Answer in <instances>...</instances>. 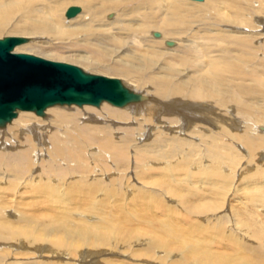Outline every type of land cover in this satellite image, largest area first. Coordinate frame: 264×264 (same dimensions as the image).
Here are the masks:
<instances>
[{"label":"bare ground","instance_id":"bare-ground-1","mask_svg":"<svg viewBox=\"0 0 264 264\" xmlns=\"http://www.w3.org/2000/svg\"><path fill=\"white\" fill-rule=\"evenodd\" d=\"M151 1L153 21L145 16L139 34L115 28L109 15L120 4L107 7L85 56L66 55L69 47L57 53L34 35L15 47L88 74L104 71L139 99L124 107L55 105L42 117L18 111L0 126V264H172L175 256L188 264H264V0H203L193 8ZM9 16L0 6V23ZM58 22L46 21L42 32L61 39L67 32ZM153 70L166 74L152 79ZM95 127L130 134L113 145L110 135L96 139ZM149 147L154 154H139ZM230 148L240 157L226 166ZM86 158L94 166L81 175ZM241 180L249 185L237 193ZM83 203L90 205L71 212ZM248 242L254 248H242ZM215 246L232 248L214 253Z\"/></svg>","mask_w":264,"mask_h":264},{"label":"rangeland","instance_id":"rangeland-1","mask_svg":"<svg viewBox=\"0 0 264 264\" xmlns=\"http://www.w3.org/2000/svg\"><path fill=\"white\" fill-rule=\"evenodd\" d=\"M30 2L31 4H28L27 2ZM170 0H166V2H169ZM181 4L184 6V8H193L194 5H196L198 2H193V1H188V0H179ZM120 4V6H116V8L112 9L113 15H109V19L112 20L115 19L112 23L115 28H123L124 26H129L132 30L137 32L138 34L142 32V28L140 26L144 25V22H147L145 19V16H149L148 24H150L153 21V7L154 4L151 0H0V6L2 8L8 10L10 13V16L3 20L0 23V39L3 37H10V36H15V37H23V36H28V35H34L39 37L38 39L41 40V38H46L44 41H51V45H54L55 50L58 51L57 53L61 52L62 48L69 47L71 48L70 53H66V55H74V56H85V51L90 50L87 47L91 46V44L96 43V35L100 34V25L97 24V21L99 18L101 19L102 16H104L106 11H109L107 7H110L113 4ZM23 3V5H22ZM195 3V4H194ZM21 4V5H20ZM79 7L81 9V13L78 14L76 17L79 16L76 22L73 23H67L70 20H66L64 15L66 10L69 7ZM189 6V7H188ZM43 8V9H42ZM171 8V6L169 7ZM104 10V11H103ZM102 12V13H101ZM53 13V14H52ZM101 14V15H100ZM117 14V16H116ZM195 15V13H194ZM101 16V17H100ZM112 16V17H111ZM75 17V18H76ZM111 17V18H110ZM74 18V19H75ZM103 18V17H102ZM53 21L56 23H59L58 21H62L63 29L66 30V34H63V38L60 37L61 39L54 37L52 34H47L43 33L41 28L43 29V23L46 21ZM58 20V21H55ZM73 20V19H71ZM105 20V17L103 18V21ZM103 24V22H102ZM70 28H81L77 30V33L74 35H70L73 30L69 31ZM85 28V29H84ZM103 29V28H102ZM113 31H117V34L122 37H126L127 33H122L119 30L114 29ZM93 32L98 33L94 34ZM44 36V37H41ZM98 38H101V36H98ZM101 40V39H99ZM99 40L97 42H99ZM41 44V43H39ZM44 44V43H43ZM32 50L27 51V50H22L23 54H28L35 56ZM179 53H174L171 54V57L178 56ZM57 59L58 57H53ZM45 59V58H44ZM56 61V60H52ZM64 63V62H62ZM66 63V62H65ZM69 65H74L76 67H79L78 65L72 64V63H66ZM80 68V67H79ZM89 74L92 75H98V76H109L104 71H100L99 69H91L88 71ZM157 70L152 71L153 78L156 79L159 76H165V72L160 70L157 74ZM107 77V78H109ZM112 77V76H111ZM116 78V77H115ZM119 79V78H117ZM59 106V105H56ZM65 106V105H64ZM63 106V107H64ZM60 108L62 106H59ZM66 107V106H65ZM35 114V113H34ZM36 115V114H35ZM37 116V115H36ZM42 117V116H38ZM75 123L77 126H80V124H84L82 120L79 122L78 119H75ZM8 124V123H7ZM56 126V125H55ZM118 127V126H117ZM130 127V126H128ZM2 128V127H0ZM97 129H90V133L95 136L96 139H102L104 135H110L113 145L119 144L122 141V139L125 136H129L130 133H127L125 129H122L121 131L115 132L114 129L107 130V129H100V127H95ZM57 129V127H56ZM120 130V129H118ZM152 139H147L145 142H150ZM171 138H169L170 141ZM120 141V142H119ZM119 142V143H118ZM127 146H131L132 142H129L126 144ZM131 149V148H130ZM161 152H163V147L159 146L158 148ZM157 149V150H158ZM152 150V147H149L146 151H140L139 154L143 155L144 153H147L149 155L150 151ZM93 151H89V155H92ZM228 157L224 159V163L227 166L231 160L239 159L240 154L235 148H230L229 151H227ZM154 154V153H150ZM87 155V154H86ZM130 155H133L130 153ZM216 159L212 160L211 163L215 165ZM84 171L81 170L80 174L82 175L83 172L86 174V170L91 169L94 166V163L91 161H88L87 158L84 159ZM257 166V165H255ZM257 169V168H256ZM1 172L0 171V177H1ZM92 172V169H91ZM234 170L232 171V173ZM79 175V179L82 178V176ZM14 179H12L13 181ZM10 181V180H9ZM227 184V183H226ZM235 189L237 193H240L242 190H246L245 187L249 184H245L243 180L239 183H235ZM16 187H12L11 190H14ZM23 193V190L21 191ZM91 197L92 195L87 198L89 202H91ZM11 198V196H9ZM21 200V199H20ZM90 205V203H83L78 206V204L72 206L73 209H71V212L73 213H81L85 210V207ZM51 208H54L57 212L61 211L59 210V206L55 204L50 205ZM41 211H46L45 208H43ZM225 212V211H224ZM223 212V213H224ZM221 214V213H220ZM140 229H143L144 226L139 225ZM234 231L238 232V230L234 227ZM197 234L195 236L200 239H204L207 243V245H210L209 241H213L214 244H217V239L215 238L214 240H211V237L207 234H201L199 231H196ZM236 237H240L241 235L238 233L234 234ZM255 244H245V246L242 245V248L248 247L249 250L254 248ZM120 250H122V246H119ZM224 248H232V247H223L220 248L218 246L212 247V252H216L219 249H224ZM129 250L128 253H131V251L136 252V249L133 248H127ZM131 250V251H130ZM20 251V250H16ZM132 252V253H133ZM143 252V251H142ZM117 253V252H116ZM150 256L153 257V259L159 258V255L155 254L154 251L149 252ZM258 251L255 253L257 254ZM157 255V256H156ZM155 256V257H154ZM100 257V256H99ZM112 258H116L114 255L110 256ZM7 258V257H6ZM107 260H109V256L105 257ZM111 260V259H110ZM169 259H166L165 262H161L162 264H169L170 261ZM20 260H10L8 261L9 264H18ZM22 261V260H21ZM119 264L122 262H118ZM127 263V262H126ZM189 260H184L180 256H175V259L172 264H188ZM128 264H131L130 262ZM151 264V263H150ZM156 264H160L156 262Z\"/></svg>","mask_w":264,"mask_h":264},{"label":"water","instance_id":"water-1","mask_svg":"<svg viewBox=\"0 0 264 264\" xmlns=\"http://www.w3.org/2000/svg\"><path fill=\"white\" fill-rule=\"evenodd\" d=\"M78 13L79 7H70L65 17L71 19ZM27 42L24 37L0 39V126L15 118L18 111L42 116L45 109L55 105L98 107L107 102L124 107L139 99L119 79L91 75L75 66L13 52Z\"/></svg>","mask_w":264,"mask_h":264}]
</instances>
